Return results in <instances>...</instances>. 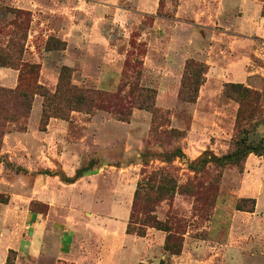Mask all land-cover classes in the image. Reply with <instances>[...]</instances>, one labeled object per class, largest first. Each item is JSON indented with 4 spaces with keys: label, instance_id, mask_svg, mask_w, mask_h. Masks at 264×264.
I'll return each instance as SVG.
<instances>
[{
    "label": "rangeland",
    "instance_id": "obj_1",
    "mask_svg": "<svg viewBox=\"0 0 264 264\" xmlns=\"http://www.w3.org/2000/svg\"><path fill=\"white\" fill-rule=\"evenodd\" d=\"M2 57L0 255L74 264L140 186L123 264H264V157L200 162L264 139V0H0Z\"/></svg>",
    "mask_w": 264,
    "mask_h": 264
},
{
    "label": "crops",
    "instance_id": "obj_2",
    "mask_svg": "<svg viewBox=\"0 0 264 264\" xmlns=\"http://www.w3.org/2000/svg\"><path fill=\"white\" fill-rule=\"evenodd\" d=\"M78 34H74L75 43H79V46L82 44V30L79 28ZM75 31V30H74ZM72 32V31H71ZM75 32V33H76ZM63 40L69 41L70 44V35L69 32L63 35ZM17 72L13 73L12 80L16 82ZM88 224V225H87ZM127 224L118 220H104L96 221L92 223H86V226L73 225L72 230H62L64 237L65 234L72 235L70 242H64L63 237L61 241H58L59 230H55V243L54 250L57 252L56 259L63 260L66 262L74 264H93L92 262L86 261L85 257L83 259L84 253L88 254V251L98 255L95 264H115L117 261H121V264L124 261L120 260V254H116L119 251L125 249L126 244L130 241L135 244L136 237L126 232ZM121 231V234H120ZM96 238L95 242L92 241V237ZM33 248H36L34 246ZM6 258V252L0 255V264ZM118 259V260H115Z\"/></svg>",
    "mask_w": 264,
    "mask_h": 264
},
{
    "label": "trees",
    "instance_id": "obj_3",
    "mask_svg": "<svg viewBox=\"0 0 264 264\" xmlns=\"http://www.w3.org/2000/svg\"><path fill=\"white\" fill-rule=\"evenodd\" d=\"M10 63H8V60H5L4 57H2V59H0V66L3 67H11L9 65ZM29 67V69L31 70H35L36 66L33 64L27 65ZM18 80L20 79V69H18ZM245 90H248L247 88ZM256 97H259V95H257ZM108 105H110V103H107ZM112 112L113 113H119L116 112L115 110V106H111ZM115 111V112H114ZM121 114V113H119ZM123 117H118V119L120 120H126V117H124L125 115H122ZM249 153H254L257 155H262L264 157V139H260L256 144H246L245 140L242 138L240 141L236 142L234 148L230 151H228L226 154L220 156V157H216L214 155H210V157H202L201 158V163L205 164L208 162H214L220 165H224V164H240L242 161H244L246 159V157L248 156ZM207 154V153H205ZM87 173V171H80L79 174H75V177H78L80 175H83ZM139 189L140 186H138L135 190L134 193V197H135V201L133 202V212L131 213V217H130V221H128L127 226H126V232L129 234H134L135 236H144L145 232L143 231V229H141L140 227H137V229H135V227H133L131 225V223L133 222V215H134V206L136 205V199L138 198V194H139ZM147 207L146 205H144V208ZM237 209H240L239 206H237ZM248 211H253L248 210ZM164 229V228H162ZM167 248L168 250H170V252L172 254H177L180 252L179 247H176L175 244L171 245L169 244L167 241ZM168 244L170 245V247H168ZM14 254L15 252L12 249L8 250V254L6 255L5 261L3 264H14ZM138 264H144L143 262H140Z\"/></svg>",
    "mask_w": 264,
    "mask_h": 264
}]
</instances>
